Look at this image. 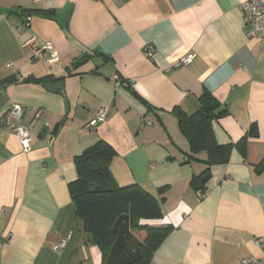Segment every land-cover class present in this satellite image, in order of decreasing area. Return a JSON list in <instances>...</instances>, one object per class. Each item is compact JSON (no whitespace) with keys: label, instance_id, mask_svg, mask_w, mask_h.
<instances>
[{"label":"crops","instance_id":"1","mask_svg":"<svg viewBox=\"0 0 264 264\" xmlns=\"http://www.w3.org/2000/svg\"><path fill=\"white\" fill-rule=\"evenodd\" d=\"M244 1L0 0V113L20 104L31 133L24 151L0 118V264H101L99 248L83 241L68 189L74 157L98 139L116 152L118 185L163 197V215L150 223L173 229L148 264H264V242H254L264 237V45L248 36ZM22 9L51 16L33 14L25 24ZM45 41L55 62L41 50ZM188 53L191 63L174 67ZM83 56L90 58L73 69ZM47 75L64 76L63 95L23 81ZM204 90L227 111L213 121L216 142L246 140L226 164L211 166L200 198L189 180L207 155L187 160L172 109L193 113ZM100 107L106 119L92 123Z\"/></svg>","mask_w":264,"mask_h":264},{"label":"trees","instance_id":"2","mask_svg":"<svg viewBox=\"0 0 264 264\" xmlns=\"http://www.w3.org/2000/svg\"><path fill=\"white\" fill-rule=\"evenodd\" d=\"M50 11L22 9L20 16L28 18L33 14L51 16ZM90 56L71 61L73 69L86 63ZM73 70H69L71 74ZM64 79V76L58 78ZM51 75L37 78L27 76L24 82L45 84L54 81ZM138 97L148 108L151 106ZM63 95V94H62ZM221 103L208 90L199 97V107L191 114L174 106L172 113L177 119L179 130L189 146L187 160L196 159V154L206 153L201 161L204 168L189 180L190 188L200 194L207 190L211 178V166L226 164L234 147L243 148L245 137L237 143L219 145L213 133V121L226 114L222 109L213 111ZM248 134L257 135L255 127ZM116 155L114 148L103 139H98L74 157L76 178L68 184L69 193L75 206V217L81 225L83 241L94 245L101 252V264H148L153 252L173 229L171 224L154 226L151 220L162 217L160 202L163 197L154 196L139 184L120 186L113 177L110 164ZM165 187L159 189L162 194ZM144 233L140 239L134 233Z\"/></svg>","mask_w":264,"mask_h":264},{"label":"built area","instance_id":"3","mask_svg":"<svg viewBox=\"0 0 264 264\" xmlns=\"http://www.w3.org/2000/svg\"><path fill=\"white\" fill-rule=\"evenodd\" d=\"M240 9L243 13L245 24L250 26L248 36L260 41L264 45V0H246L241 3ZM25 19V24H27L29 18ZM20 28L21 26L19 25L18 30ZM41 50L48 52L49 57L47 61L49 63L55 62L58 59L57 52L50 41H45L41 46ZM153 52L154 49L151 46L144 49V53L147 56H151ZM194 57V53H188L174 63V67L188 65ZM111 79L115 80L118 84L120 82L118 81V76L115 74L111 76ZM23 112L24 108L20 104H13L0 113V118L4 120L6 125L12 127L22 149L28 151L31 149V133L29 126L21 122ZM106 116V107H100L92 123H101L105 121ZM254 242L257 245H261L264 242V237L256 238ZM64 244L65 243H61L60 245L64 246ZM247 261L248 260L244 259L242 262L245 264Z\"/></svg>","mask_w":264,"mask_h":264},{"label":"water","instance_id":"4","mask_svg":"<svg viewBox=\"0 0 264 264\" xmlns=\"http://www.w3.org/2000/svg\"><path fill=\"white\" fill-rule=\"evenodd\" d=\"M100 55L108 57V54L104 53V52H100ZM54 79H55L54 81L47 82V83L43 84V87L50 92H57L59 94H63L64 93L63 80H60L58 78H54ZM64 102L66 104V110L68 111V108H69L68 107V101L65 99ZM223 108H224V105H221L219 108H217L216 110L213 111V114H218Z\"/></svg>","mask_w":264,"mask_h":264},{"label":"rangeland","instance_id":"5","mask_svg":"<svg viewBox=\"0 0 264 264\" xmlns=\"http://www.w3.org/2000/svg\"><path fill=\"white\" fill-rule=\"evenodd\" d=\"M134 234H135L138 238H140V239L144 236V233H137V232H136V233H134Z\"/></svg>","mask_w":264,"mask_h":264}]
</instances>
